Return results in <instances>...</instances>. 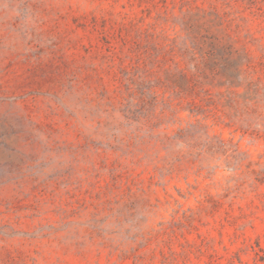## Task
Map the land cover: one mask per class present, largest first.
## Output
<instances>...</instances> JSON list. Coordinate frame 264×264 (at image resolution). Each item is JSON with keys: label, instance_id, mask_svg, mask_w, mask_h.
Returning a JSON list of instances; mask_svg holds the SVG:
<instances>
[{"label": "rangeland", "instance_id": "1", "mask_svg": "<svg viewBox=\"0 0 264 264\" xmlns=\"http://www.w3.org/2000/svg\"><path fill=\"white\" fill-rule=\"evenodd\" d=\"M0 264H264V0H0Z\"/></svg>", "mask_w": 264, "mask_h": 264}]
</instances>
